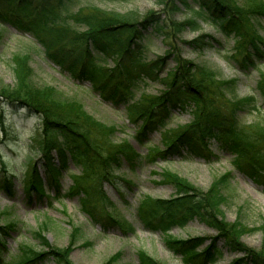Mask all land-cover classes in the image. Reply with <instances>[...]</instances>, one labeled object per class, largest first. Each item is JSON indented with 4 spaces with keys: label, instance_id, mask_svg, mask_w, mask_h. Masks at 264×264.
Wrapping results in <instances>:
<instances>
[{
    "label": "trees",
    "instance_id": "16d2710c",
    "mask_svg": "<svg viewBox=\"0 0 264 264\" xmlns=\"http://www.w3.org/2000/svg\"><path fill=\"white\" fill-rule=\"evenodd\" d=\"M79 1L0 0V25L5 27L8 24L16 30L30 32L47 56L70 76L88 82L103 101L113 106L124 104L130 121L138 125L134 137L140 143L146 140L149 133L164 128L172 114L184 109L186 101H191L192 121L163 134L164 148L149 153L145 157L148 163L157 158L167 160L191 156L210 160L213 154L209 145L213 143L221 152L233 156L241 172L249 174L253 181L264 187V125H256L244 132L239 120L240 111L257 108L255 97L252 95L242 100L234 96V80H222L211 68L183 59L174 42L176 34L183 28H197L198 18L211 22L221 31L233 32L237 36L235 62L241 70H248L264 56V40L247 29L248 14L256 15V19L259 18L257 16H264V0H245L243 7L231 0H155L156 4L162 5V9L144 12L138 7L99 9L93 3L75 10L69 8ZM181 6L192 10L193 17L184 21L175 20L174 14ZM148 36H157L165 42L162 56L148 58ZM1 40L0 32V43ZM182 43L200 51L212 47L217 40L209 35H200ZM17 66L16 61V71L21 76L20 85L12 89L0 87V131L6 130L2 114L6 107L24 110L40 120V129L30 145L38 158L30 163L27 188L42 192L39 165L48 183L55 186L52 181L57 183L56 176L69 170L70 161L84 170L103 164L107 171L113 166H120L122 161L143 162V157L126 141L116 146L98 141L86 127L85 117L82 118L77 110L58 114L54 105L59 103V97L54 95L50 99L49 95L48 98L40 95L30 80L28 63L20 68ZM145 79L160 82L164 89L156 95L141 93L136 98L135 92ZM257 90L264 103V78L257 82ZM228 175L231 176V172ZM104 176L102 174L101 179H105ZM165 181L174 189L170 198L145 197L137 208L136 216L144 229L165 233L197 219L216 231V235L210 237L209 243L201 249L199 247L205 241L203 238L180 241V246L175 249L177 252L182 250L183 245L189 248L182 253L185 264H215L222 254L220 247L245 254L233 264H264L263 250L247 249L238 240L236 226L216 217V195L211 191L202 192L172 174H167ZM2 187L6 188V185ZM73 189L72 184L69 191L61 196H68ZM61 196L55 195V198ZM87 215L93 223L99 222V213ZM107 221L114 224L110 217ZM126 229L134 231L130 224ZM7 234L6 228L2 227L0 236ZM33 234L42 247L48 245L41 230L33 231ZM50 254L57 256L58 262L68 264L69 248L41 253L30 245L20 246L18 257L6 263L36 264ZM137 264L158 262L138 252Z\"/></svg>",
    "mask_w": 264,
    "mask_h": 264
},
{
    "label": "rangeland",
    "instance_id": "374dc122",
    "mask_svg": "<svg viewBox=\"0 0 264 264\" xmlns=\"http://www.w3.org/2000/svg\"><path fill=\"white\" fill-rule=\"evenodd\" d=\"M231 1L240 7L246 4L245 0ZM87 3H93L99 9L138 7L142 12L162 9V5L156 4L155 0H80L71 8L75 10ZM255 16L248 14L247 29L264 40V16H257L258 19ZM188 17H193V11L183 6L174 14L177 21H184ZM197 21V28H183L176 34L174 42L180 49V56L211 68L222 80H234V96L237 98L243 100L251 95L255 97L256 109L239 112L240 126L244 132L252 130L256 125H264V103L257 90V82L264 78V56L251 69L241 70L235 58H231L237 55V36L233 32L221 31L211 22L200 18ZM0 31L3 33L0 43V87H18L21 76L16 71V61L19 68L27 62L31 71L30 80L40 95L59 97V103L54 105L58 114L77 110L82 118L85 117L86 127L90 128L98 141H104L110 146L126 141L134 151L141 155L148 152L150 155L164 148L163 134L185 126L193 119V104L186 101L184 109L175 111L164 128L151 132L145 142L139 143L134 137L138 125L128 120L123 105L112 106L104 102L87 82L77 81L49 60L31 33L19 32L11 27H0ZM200 35L212 36L217 43L200 51L182 43ZM148 37V58L162 56L165 42L157 36ZM166 73H163L164 76ZM163 89L160 82L153 83L145 79L135 95L138 97L142 92L156 95ZM2 114L6 130L0 131V183L2 177L7 176L13 185L14 196L10 197L4 190H0V231L3 226L9 231L1 239V264L16 259L23 245H30L41 253L69 248L66 258L68 264H137L139 251L158 264H185L181 254L189 248L183 245L182 250L176 252L180 241L203 238L205 241L199 247L201 249L209 243L210 237L216 235L215 230L193 220L185 227H175L169 232H149L143 229L134 215L145 197L169 198L174 194V189L165 181L167 174L186 180L202 192L211 191L218 197L217 200L215 198V202H218L216 217L236 226L238 240L247 249L264 251V187L253 181L249 174L241 172L233 156L221 152L213 143L209 145V151L214 155L210 161L194 156L167 160L157 158L152 163L139 164L133 160L130 163L123 162L119 167L113 166L108 171L103 164L84 170L70 161L71 171L56 176V180L60 193L68 190L72 184L74 189L68 198L53 199L49 203L46 196L55 194L56 188L47 184L42 167L38 166L40 181L50 186L43 189L45 196L39 198L36 193H27L24 185L29 176L30 163L38 158L37 152L30 145L40 129L39 118L8 107ZM102 174L105 179H101ZM83 207L87 213H99V222L92 223ZM108 212L113 221L117 219L122 225L128 221L134 226L135 232L126 234L118 227L109 228L104 225L102 222ZM36 230L42 231L48 241L47 246H41L33 234ZM220 248L222 256L215 264H233L245 255L226 247ZM56 259L57 256L50 254L43 261H36V264H67Z\"/></svg>",
    "mask_w": 264,
    "mask_h": 264
}]
</instances>
